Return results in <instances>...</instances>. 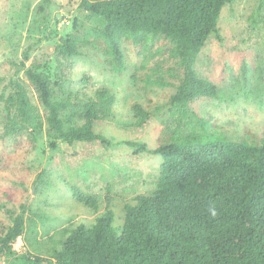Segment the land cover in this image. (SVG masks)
I'll return each instance as SVG.
<instances>
[{
  "label": "trees",
  "instance_id": "16d2710c",
  "mask_svg": "<svg viewBox=\"0 0 264 264\" xmlns=\"http://www.w3.org/2000/svg\"><path fill=\"white\" fill-rule=\"evenodd\" d=\"M230 1L80 0L86 16L101 18L103 26L83 36L61 37L57 53L71 58L95 50L104 56L107 70L121 75L127 69L125 44L146 49L151 42H169V56L180 72L173 76L178 82L158 79L148 83L175 86L170 104L194 106L192 112L202 131L180 135L166 129L165 138L153 149L145 143H128L136 147L135 152L160 157L159 174L149 193L123 201L107 190L99 200L63 180L67 188L63 212L70 218L75 214L93 217L63 229L50 255L28 248L24 207L19 212L6 209L7 222L0 219V264H264V130L258 135L247 130L245 137L235 138L196 110L202 101L216 99V86L198 78L193 66L222 7ZM49 3L40 0L38 4L33 21L37 31L48 20ZM22 55L18 70H24L46 113H38L15 79L11 81L15 112L8 116L10 125L18 120L33 135L45 132L52 148L55 140L69 145L81 142V155L86 158L98 147L111 146L95 127L104 115L114 112L116 94L102 86L97 101L83 102L79 110L68 113L69 97H56L48 77L25 68L28 51ZM242 61L245 73L243 57ZM145 66L146 61L141 67ZM133 110L136 126L149 123L150 111L139 103L133 104ZM75 116L79 122L70 120L77 121ZM55 166L45 167L36 176L34 191L41 196L44 175ZM39 218L46 220L42 213Z\"/></svg>",
  "mask_w": 264,
  "mask_h": 264
},
{
  "label": "rangeland",
  "instance_id": "374dc122",
  "mask_svg": "<svg viewBox=\"0 0 264 264\" xmlns=\"http://www.w3.org/2000/svg\"><path fill=\"white\" fill-rule=\"evenodd\" d=\"M39 3L40 0H0V219L7 222L6 209L19 212L24 207L28 248L50 255L57 248L55 242L63 229L76 225L82 218L93 217V214H75L70 218L63 212L62 202L67 194L63 180L78 185L99 200L104 199L107 190L123 201L149 193L159 174L160 157L148 151L135 152L136 147L128 143H145L153 149L159 139L165 138L166 129H175L180 135L202 129L193 115L194 106L170 104L169 96L175 92V86L148 83L158 79L178 82L180 72L169 56V42H151L146 49L125 44L127 69L117 75L105 68L100 52L83 49L86 55L65 58L55 49L59 39L67 34L83 36L88 30L101 28V18L87 17L80 0H50L45 10L48 20L37 31L33 21ZM23 51L29 54L25 68L48 77L56 97H69L68 113L79 110L83 102L97 101L102 86L116 94L114 112L104 115L101 124L95 127L111 146L98 147L92 157L86 158L81 155V142L69 145L55 140L52 148V140L45 132L33 135L18 120L14 126L10 125L8 116L15 112L11 81L15 79L24 86L38 113L41 116L46 113L24 70H18ZM193 69L198 78L216 86V99L202 101L196 109L200 115L235 138L245 137L247 130L251 134L261 133L264 130V0H231L225 4ZM134 103L150 111L151 119L142 127L136 126L132 118ZM75 117L77 121L70 120L79 122ZM53 165L55 168L44 175V196H41L34 191L36 176ZM41 213L45 221L40 220Z\"/></svg>",
  "mask_w": 264,
  "mask_h": 264
}]
</instances>
